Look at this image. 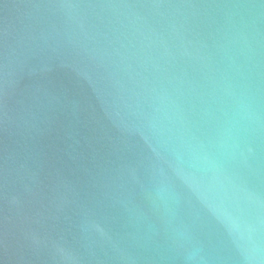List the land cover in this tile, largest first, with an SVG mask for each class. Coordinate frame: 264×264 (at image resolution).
<instances>
[{
	"label": "water",
	"instance_id": "1",
	"mask_svg": "<svg viewBox=\"0 0 264 264\" xmlns=\"http://www.w3.org/2000/svg\"><path fill=\"white\" fill-rule=\"evenodd\" d=\"M0 264H264V0H0Z\"/></svg>",
	"mask_w": 264,
	"mask_h": 264
}]
</instances>
